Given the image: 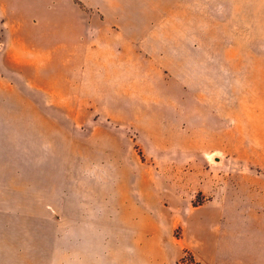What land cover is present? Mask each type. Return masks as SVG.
Returning <instances> with one entry per match:
<instances>
[{
    "label": "rangeland",
    "instance_id": "374dc122",
    "mask_svg": "<svg viewBox=\"0 0 264 264\" xmlns=\"http://www.w3.org/2000/svg\"><path fill=\"white\" fill-rule=\"evenodd\" d=\"M112 2L109 23H89L92 51L80 58L1 54L0 78L20 86L0 87V95L32 97L58 130L67 204L56 215L61 233L76 215L71 196L81 192L87 208H147L180 251L197 220L205 227L207 195L236 185L222 176L264 174V149L254 145L264 144V102L255 103L264 96V7ZM209 115L227 120L210 128ZM127 217L136 216L120 214ZM62 245L56 240L58 258ZM183 258L192 264L189 250Z\"/></svg>",
    "mask_w": 264,
    "mask_h": 264
},
{
    "label": "crops",
    "instance_id": "0c3cea01",
    "mask_svg": "<svg viewBox=\"0 0 264 264\" xmlns=\"http://www.w3.org/2000/svg\"><path fill=\"white\" fill-rule=\"evenodd\" d=\"M250 1L264 7V0ZM112 7V0H0V55L80 58L92 51L86 49L89 23H109ZM6 40H13L10 49ZM14 86L20 85L0 78V87ZM263 102V95L255 98ZM0 104V264H186L184 250L192 264H264V174L222 176V183L236 185L207 195L205 227L197 220L195 237L180 251L147 208L113 202L87 208L81 192L71 196L78 200L76 215L61 233L56 215L67 204L58 130L32 97L0 95ZM220 117L207 116L209 127L227 120ZM125 221L130 226L120 231Z\"/></svg>",
    "mask_w": 264,
    "mask_h": 264
}]
</instances>
